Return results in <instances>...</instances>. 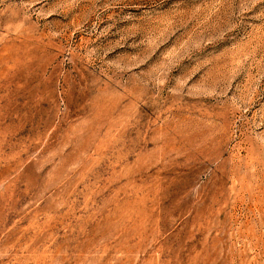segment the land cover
Returning <instances> with one entry per match:
<instances>
[{"label": "rangeland", "instance_id": "obj_1", "mask_svg": "<svg viewBox=\"0 0 264 264\" xmlns=\"http://www.w3.org/2000/svg\"><path fill=\"white\" fill-rule=\"evenodd\" d=\"M0 264H264V0H0Z\"/></svg>", "mask_w": 264, "mask_h": 264}]
</instances>
